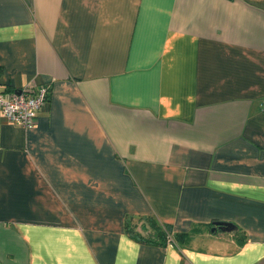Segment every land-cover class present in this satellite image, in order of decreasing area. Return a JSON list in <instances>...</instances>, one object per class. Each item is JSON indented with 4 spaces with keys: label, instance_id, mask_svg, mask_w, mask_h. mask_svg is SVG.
<instances>
[{
    "label": "crops",
    "instance_id": "crops-1",
    "mask_svg": "<svg viewBox=\"0 0 264 264\" xmlns=\"http://www.w3.org/2000/svg\"><path fill=\"white\" fill-rule=\"evenodd\" d=\"M31 82L35 126L0 119V264H264V0H0V93Z\"/></svg>",
    "mask_w": 264,
    "mask_h": 264
},
{
    "label": "built area",
    "instance_id": "built-area-1",
    "mask_svg": "<svg viewBox=\"0 0 264 264\" xmlns=\"http://www.w3.org/2000/svg\"><path fill=\"white\" fill-rule=\"evenodd\" d=\"M48 98V86L31 82L22 88L0 93V119L4 118L10 123L25 129L35 126L37 114ZM261 112L264 114V99L261 102Z\"/></svg>",
    "mask_w": 264,
    "mask_h": 264
},
{
    "label": "trees",
    "instance_id": "trees-1",
    "mask_svg": "<svg viewBox=\"0 0 264 264\" xmlns=\"http://www.w3.org/2000/svg\"><path fill=\"white\" fill-rule=\"evenodd\" d=\"M132 215H126L124 227L126 232L133 236L136 240L142 243L166 244L167 242H175L180 246L188 243L193 235L200 232L199 227H191L186 232L174 231L171 226L159 223L153 216H138L135 218ZM213 226H209V229ZM156 233V236L149 233ZM215 232H217L215 230Z\"/></svg>",
    "mask_w": 264,
    "mask_h": 264
},
{
    "label": "water",
    "instance_id": "water-1",
    "mask_svg": "<svg viewBox=\"0 0 264 264\" xmlns=\"http://www.w3.org/2000/svg\"><path fill=\"white\" fill-rule=\"evenodd\" d=\"M221 230V231H233L236 230V226L233 223L230 222H224V221H214L213 222V227L211 228L212 231L215 230ZM154 236H156V234H154Z\"/></svg>",
    "mask_w": 264,
    "mask_h": 264
}]
</instances>
